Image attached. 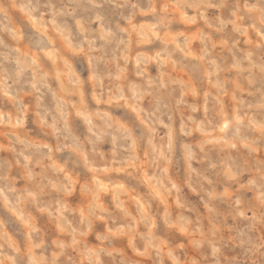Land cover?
Returning <instances> with one entry per match:
<instances>
[{"label":"rangeland","instance_id":"rangeland-1","mask_svg":"<svg viewBox=\"0 0 264 264\" xmlns=\"http://www.w3.org/2000/svg\"><path fill=\"white\" fill-rule=\"evenodd\" d=\"M0 264H264V0H0Z\"/></svg>","mask_w":264,"mask_h":264},{"label":"bare ground","instance_id":"bare-ground-1","mask_svg":"<svg viewBox=\"0 0 264 264\" xmlns=\"http://www.w3.org/2000/svg\"><path fill=\"white\" fill-rule=\"evenodd\" d=\"M211 22V21H210ZM21 55V54H20ZM48 55V54H47ZM27 67V66H26ZM21 69V68H20ZM39 77V76H38ZM61 77V76H60ZM59 79V78H58ZM34 85V84H33ZM66 113V112H65ZM110 115V114H109ZM64 116V115H63ZM228 124V123H227ZM236 126V125H235ZM227 127V126H226ZM257 127V126H256ZM147 177V176H146ZM74 179V178H73ZM153 179V178H152ZM119 187V186H118ZM105 185L104 184H102V183H100L99 184V189L100 190H105ZM109 188V187H108ZM119 192H122V191H119ZM97 193V192H96ZM162 193V192H161ZM121 195V194H120ZM176 196V195H175ZM177 198V197H176ZM143 204V203H142ZM106 209V208H105ZM145 215V214H144ZM87 222V221H86ZM90 226V225H89ZM262 233V232H261ZM263 239V238H262ZM88 251V250H87ZM93 261V260H92Z\"/></svg>","mask_w":264,"mask_h":264}]
</instances>
